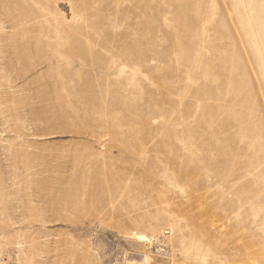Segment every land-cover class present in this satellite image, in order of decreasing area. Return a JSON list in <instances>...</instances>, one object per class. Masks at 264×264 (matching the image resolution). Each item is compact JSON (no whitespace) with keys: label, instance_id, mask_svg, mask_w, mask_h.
<instances>
[{"label":"rangeland","instance_id":"1","mask_svg":"<svg viewBox=\"0 0 264 264\" xmlns=\"http://www.w3.org/2000/svg\"><path fill=\"white\" fill-rule=\"evenodd\" d=\"M145 255L264 264V0H0V264Z\"/></svg>","mask_w":264,"mask_h":264},{"label":"bare ground","instance_id":"2","mask_svg":"<svg viewBox=\"0 0 264 264\" xmlns=\"http://www.w3.org/2000/svg\"><path fill=\"white\" fill-rule=\"evenodd\" d=\"M133 237L135 239H137L139 242L144 243L148 246H151L155 241V239L153 237L148 236V235L143 234V233H138V232L134 233ZM149 261H150V259L148 258V255H145V258H144V261L142 264H149Z\"/></svg>","mask_w":264,"mask_h":264}]
</instances>
